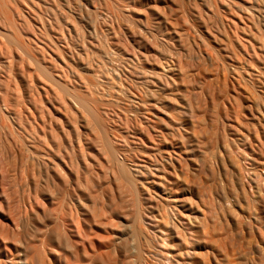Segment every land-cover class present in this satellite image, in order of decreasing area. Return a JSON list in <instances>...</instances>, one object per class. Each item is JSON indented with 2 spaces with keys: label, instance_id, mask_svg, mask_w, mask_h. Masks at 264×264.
Masks as SVG:
<instances>
[{
  "label": "bare ground",
  "instance_id": "6f19581e",
  "mask_svg": "<svg viewBox=\"0 0 264 264\" xmlns=\"http://www.w3.org/2000/svg\"><path fill=\"white\" fill-rule=\"evenodd\" d=\"M119 1L0 0V264H152L146 228L161 264H264V0ZM216 148L244 160L223 195ZM200 196L251 211L214 246L196 220L178 253Z\"/></svg>",
  "mask_w": 264,
  "mask_h": 264
},
{
  "label": "rangeland",
  "instance_id": "374dc122",
  "mask_svg": "<svg viewBox=\"0 0 264 264\" xmlns=\"http://www.w3.org/2000/svg\"><path fill=\"white\" fill-rule=\"evenodd\" d=\"M121 0L120 3H122L123 5H125V1ZM107 11H105V18H103V24L106 28H112L115 25V23L112 21L111 15L110 17H108V13L106 14ZM106 19V20H105ZM109 19V20H108ZM114 23V24H113ZM115 27V26H114ZM111 56L114 58L112 60V65H116L119 68H123L126 69L127 71H131L132 68L135 69V65H143L144 64V57L142 56H137L136 60H132L130 59L131 56H126L124 54V52H122L121 50H115ZM137 63H136V62ZM141 61V62H140ZM136 63V64H135ZM134 66V67H133ZM138 69L137 75L141 76V75H145V70H143V73H141L142 69H139V67H136V70ZM140 71V72H139ZM181 77V76H180ZM177 80L176 83L180 84L179 87H182V89H185L188 85V83L186 82L187 78H180ZM186 77V76H185ZM185 81V82H184ZM183 82V83H182ZM186 83V84H185ZM177 84V85H178ZM182 85V86H181ZM186 85V86H185ZM175 89V88H174ZM179 89H175V93L179 94ZM174 93V92H173ZM163 94V93H162ZM161 94V96H162ZM164 96V94H163ZM242 151V150H241ZM208 152V153H207ZM207 153V154H206ZM205 157H208V160L211 163V160H213L214 162H217V164L219 163L220 166V160L223 157H226L224 151L220 152L217 148L214 149V151H206L204 152ZM225 155V156H224ZM242 153H240L239 151L235 152L234 154L228 156L229 158H227L228 162L226 163V168L227 166L229 167V169L231 170V172H234V176L228 174L230 172V170H226V168H224L223 166L219 167V170H215V174H214V183H216L219 193L220 195H223V193L225 192L224 190V184H225V180L229 178V183L226 182L231 188H235V184L237 179V175L235 176V172L237 173L238 170V165H239V161L240 162H244V160L241 159L242 157ZM204 157V156H203ZM248 168H250V166H248ZM225 171H229L226 175L224 173H226ZM205 172H209L208 168L206 169ZM206 173V175H207ZM249 175V172L247 173ZM226 177H225V176ZM230 175V176H229ZM226 179H225V178ZM226 180V181H227ZM234 184V186H233ZM233 188V189H234ZM200 200L202 204H200L199 206V210L196 211L198 213V219H195L194 215L195 213H191L189 209L195 208V206H192V204H189L188 202H186V212L184 214V217L182 219H175L178 224L174 229V236L176 237L177 240H173L174 245L172 248L177 250L179 253V249L182 248V246H189V248L191 249L190 253H193V246L192 244H190V240H193V230L191 225L195 226L196 220L197 222H200L201 225L203 224L205 227V233L203 234V237L200 238L197 242L199 243L200 241V245H213L214 246V238L216 239H223L225 240L229 234V228L230 227H235V219L243 218L246 219V217H248V212H249V206L247 205V203L243 204V205H236V203L231 204V203H227L225 202V200L223 199H219L216 200L214 198V202H210L206 196H200L198 198L193 199V201H197ZM198 200V201H199ZM149 202H147L146 204V210H147V217H149L148 213H151L152 211L155 213H153L154 215H158L156 218L152 219V217H150L152 220L158 221L159 222V218L161 219L160 221H162L164 218L162 217L164 215L165 217V221L168 220L167 216H165L166 214V210H167V204L163 201V200H158V199H154L153 201L148 200ZM165 203V204H163ZM159 204V205H158ZM191 207V208H190ZM196 209V208H195ZM152 210V211H151ZM193 210V209H192ZM197 210V209H196ZM151 211V212H150ZM251 211V210H250ZM191 213V214H190ZM190 214V215H189ZM163 218V219H162ZM190 219H192V224H190ZM147 224H151V222L148 223L149 220H146ZM165 221H162L165 223ZM170 225V224H169ZM209 235V236H208ZM141 241L143 242V244L146 247V251L147 254L150 256V258L152 259L153 263L152 264H161V258L163 256H165L166 254L168 255V253H164V246L161 243L160 239L158 236H156L155 232L152 229H148L146 228L145 231L143 232L142 236H140ZM196 240V239H195ZM164 247V248H163ZM186 251V250H184ZM165 254V255H164ZM170 255V254H169ZM179 256V255H178ZM182 257L177 259L176 263H172V264H201L200 261V256L199 257H193L192 259H187L186 254H181L180 255ZM176 260V258H175ZM211 261V260H210ZM237 264H245L247 261L246 259H244L242 257V259L237 258ZM212 264H214V261L211 262ZM137 264V263H136Z\"/></svg>",
  "mask_w": 264,
  "mask_h": 264
}]
</instances>
